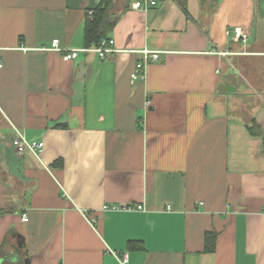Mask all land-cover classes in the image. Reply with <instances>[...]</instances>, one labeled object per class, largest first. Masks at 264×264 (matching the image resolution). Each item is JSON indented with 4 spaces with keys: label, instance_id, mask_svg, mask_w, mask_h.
<instances>
[{
    "label": "crops",
    "instance_id": "0c3cea01",
    "mask_svg": "<svg viewBox=\"0 0 264 264\" xmlns=\"http://www.w3.org/2000/svg\"><path fill=\"white\" fill-rule=\"evenodd\" d=\"M99 1L0 0V245L17 264H264V0H115L102 57L83 40ZM141 50L158 59L131 82Z\"/></svg>",
    "mask_w": 264,
    "mask_h": 264
},
{
    "label": "built area",
    "instance_id": "2783aa9c",
    "mask_svg": "<svg viewBox=\"0 0 264 264\" xmlns=\"http://www.w3.org/2000/svg\"><path fill=\"white\" fill-rule=\"evenodd\" d=\"M158 0H131L130 7L134 10H147L148 8H152L157 6ZM232 38L237 42H245L248 39V34L245 32L240 26H234L232 28ZM113 40L111 38L103 39L99 46L92 48L91 50L95 51L99 57H102L106 52L112 51ZM47 50L52 51H63L62 60L69 61L73 60L77 57L76 49H65L59 46V40L53 39L51 41L50 46ZM142 57L135 63V66L130 74V81H142L145 78V67L150 62H155L158 59V52H152L149 50H141L140 51ZM219 54H225V52H218ZM1 66V64H0ZM12 147L18 154H22L24 152H31L38 156L43 148V142L38 141H29L26 140L23 134L20 132H16V136L11 141ZM133 208L131 205H114V204H105L102 206V210H117V209H130ZM135 209H142L141 205L135 206ZM22 220L26 221L27 217L25 215L22 216ZM90 222H93L94 219L90 218ZM126 258L124 259V262Z\"/></svg>",
    "mask_w": 264,
    "mask_h": 264
},
{
    "label": "trees",
    "instance_id": "16d2710c",
    "mask_svg": "<svg viewBox=\"0 0 264 264\" xmlns=\"http://www.w3.org/2000/svg\"><path fill=\"white\" fill-rule=\"evenodd\" d=\"M183 11L186 13L185 7L180 4ZM115 0H100L97 6L92 10L91 15L87 16L84 28H83V40L85 48H95L99 46L103 39H108V33L112 31L115 24L121 17L122 12L117 13L114 10ZM251 132H253L251 130ZM214 236V235H213ZM210 239L213 238L210 234L206 235V248L211 250L213 248V240L209 243ZM215 237V236H214ZM134 242L129 243V248H132ZM6 240L0 245V257H4L6 264H17L18 260H13V254L6 253ZM1 259V258H0Z\"/></svg>",
    "mask_w": 264,
    "mask_h": 264
},
{
    "label": "rangeland",
    "instance_id": "374dc122",
    "mask_svg": "<svg viewBox=\"0 0 264 264\" xmlns=\"http://www.w3.org/2000/svg\"><path fill=\"white\" fill-rule=\"evenodd\" d=\"M4 264H6V263L4 262Z\"/></svg>",
    "mask_w": 264,
    "mask_h": 264
}]
</instances>
